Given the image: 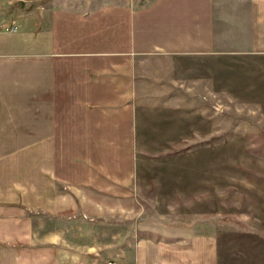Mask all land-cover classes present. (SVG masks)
Masks as SVG:
<instances>
[{"label":"crops","instance_id":"1","mask_svg":"<svg viewBox=\"0 0 264 264\" xmlns=\"http://www.w3.org/2000/svg\"><path fill=\"white\" fill-rule=\"evenodd\" d=\"M260 64L264 0H0V264H222L144 219L146 139L256 104Z\"/></svg>","mask_w":264,"mask_h":264},{"label":"rangeland","instance_id":"2","mask_svg":"<svg viewBox=\"0 0 264 264\" xmlns=\"http://www.w3.org/2000/svg\"><path fill=\"white\" fill-rule=\"evenodd\" d=\"M261 90L256 104L242 103L241 97L234 103L225 100L212 129L201 117V106H193L191 121L173 122L170 137L146 139L144 219L207 230L219 240L222 264H264Z\"/></svg>","mask_w":264,"mask_h":264},{"label":"built area","instance_id":"3","mask_svg":"<svg viewBox=\"0 0 264 264\" xmlns=\"http://www.w3.org/2000/svg\"><path fill=\"white\" fill-rule=\"evenodd\" d=\"M16 28H14L15 30ZM103 264H118L116 261H108V262H104Z\"/></svg>","mask_w":264,"mask_h":264}]
</instances>
